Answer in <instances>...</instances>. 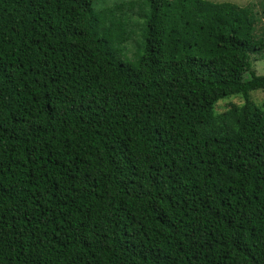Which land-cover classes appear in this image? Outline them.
Here are the masks:
<instances>
[{"label":"trees","instance_id":"1","mask_svg":"<svg viewBox=\"0 0 264 264\" xmlns=\"http://www.w3.org/2000/svg\"><path fill=\"white\" fill-rule=\"evenodd\" d=\"M259 54L262 3L0 0V264H264Z\"/></svg>","mask_w":264,"mask_h":264},{"label":"rangeland","instance_id":"2","mask_svg":"<svg viewBox=\"0 0 264 264\" xmlns=\"http://www.w3.org/2000/svg\"><path fill=\"white\" fill-rule=\"evenodd\" d=\"M131 0H108L109 5H116V4H121L124 2H128ZM141 4L143 0H136ZM214 3H234L240 7H244L248 4L254 3L256 4V9L259 10L261 8V3L262 5L264 4V0H210ZM116 8V7H115ZM96 9L99 10L100 6L96 5ZM148 9H144L143 11L137 7L133 11L129 10L128 8H123L122 10L119 9V11L116 13V16L121 17V19L126 22L127 24H130L132 22L133 26H138L135 29V34L133 37V40L130 41L128 44H126V50L124 51V54L127 55L128 59L130 61L133 60L135 54L137 53L138 50V45L141 43V33H142V25L144 23L143 19H140L138 17L139 13H147ZM130 14H134V18L131 21L130 19ZM252 63H253V69L254 71L261 76H264V54L261 56L259 55H253L252 56ZM251 99L257 104V105H263L264 104V90H259V91H254L251 94ZM226 100V101H225ZM222 101V102H221ZM218 110L223 111L226 109L227 106L230 104H242L243 101L241 98L233 96L229 98H225L221 100Z\"/></svg>","mask_w":264,"mask_h":264}]
</instances>
